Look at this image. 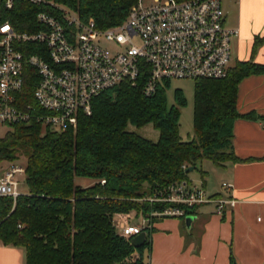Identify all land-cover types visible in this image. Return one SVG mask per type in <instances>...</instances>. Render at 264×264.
I'll use <instances>...</instances> for the list:
<instances>
[{"label":"trees","instance_id":"trees-1","mask_svg":"<svg viewBox=\"0 0 264 264\" xmlns=\"http://www.w3.org/2000/svg\"><path fill=\"white\" fill-rule=\"evenodd\" d=\"M46 1L76 12L84 24L94 21L97 29L106 30L124 23L137 0ZM43 9L22 0L10 17L19 31L33 30L36 13ZM263 41L255 39L254 52ZM263 74L264 64L248 60L236 62L225 78L195 80V137L188 141L180 133L181 109L187 105L183 91L176 90L171 106V81L147 96L146 69L136 85L125 81L97 96L92 114L80 115L76 129L55 132L36 121L12 126L0 136V167L24 156L26 189L16 201L0 197L3 244L24 248L26 264H146L154 230L136 248L132 239L118 234L115 215L161 208L163 204L145 198L188 181L186 170L200 161L218 166L241 161L233 151L234 123L240 118L264 121V115L238 111L239 84ZM37 84L38 74L29 67L24 88L29 102H34ZM148 124L159 131L157 141L129 130L130 125ZM77 177L93 183L77 185ZM231 264H237L233 254Z\"/></svg>","mask_w":264,"mask_h":264},{"label":"built area","instance_id":"built-area-1","mask_svg":"<svg viewBox=\"0 0 264 264\" xmlns=\"http://www.w3.org/2000/svg\"><path fill=\"white\" fill-rule=\"evenodd\" d=\"M19 1L0 0V128L36 121L55 132L76 129L80 115L92 114L97 96L125 81L136 85L142 69L148 71L144 93L150 96L164 81L222 79L232 66L238 30L225 25L222 0H137L124 23L106 30L46 0H25L45 8L28 31H19L10 17ZM106 42L119 48L111 51ZM29 67L38 74L34 102L24 92ZM24 176L25 166L17 163L0 172V197L16 201ZM223 188L228 196L175 182L145 198L161 208L140 215L117 213L114 225L131 240L151 232L160 219L196 216L204 205L223 216L238 202L230 195L232 184L224 182ZM136 218L140 223L132 222Z\"/></svg>","mask_w":264,"mask_h":264},{"label":"crops","instance_id":"crops-1","mask_svg":"<svg viewBox=\"0 0 264 264\" xmlns=\"http://www.w3.org/2000/svg\"><path fill=\"white\" fill-rule=\"evenodd\" d=\"M222 6L225 25L238 30L231 65L248 60L264 64V41L253 49L255 39L264 38V0H222ZM237 108L241 114L264 115V74L241 81ZM233 133V151L241 161L213 164L210 171L233 185L230 195L237 205L223 216L214 214L213 205L201 206L189 228L186 219L157 221L146 264H231L232 254L237 264H264V121L237 119ZM223 183L209 194L228 196ZM0 264H26L25 249L0 239Z\"/></svg>","mask_w":264,"mask_h":264},{"label":"rangeland","instance_id":"rangeland-1","mask_svg":"<svg viewBox=\"0 0 264 264\" xmlns=\"http://www.w3.org/2000/svg\"><path fill=\"white\" fill-rule=\"evenodd\" d=\"M135 42H139L135 40ZM105 47L110 49L111 51H115L119 48L118 44L113 42H106ZM232 64V63H231ZM177 89H181L187 99V105L181 109V118H180V133L183 140L188 141L192 140L195 137L194 134V95H195V80L194 79H174L171 81L169 88L167 89V99L169 105L175 104V92ZM8 129L0 128V136H4ZM130 131L137 132L138 134L151 139L153 141H157L159 139V131L156 130L152 124H148L142 128H137L133 125L129 126ZM17 164L26 165V158L21 156ZM214 163L210 160H203L197 163L194 170L188 172V181L196 186L205 187L207 193L212 194L215 190L220 189L223 183L222 178L217 175L213 176L211 173V169L213 168ZM0 167V172L2 169H6L10 166V163H2ZM203 172H205L203 175ZM91 179L77 177L75 179V183L77 185H81L83 187L88 186L91 183ZM24 178L22 179L21 190H25ZM163 219L158 220V222ZM185 222L184 220H180ZM135 224L140 223L139 219H134ZM144 259H148V251L145 252Z\"/></svg>","mask_w":264,"mask_h":264},{"label":"water","instance_id":"water-1","mask_svg":"<svg viewBox=\"0 0 264 264\" xmlns=\"http://www.w3.org/2000/svg\"><path fill=\"white\" fill-rule=\"evenodd\" d=\"M195 167H190L186 170V172H190L192 170H194ZM196 217L195 216H190L188 218H186V224H187V227L189 228L192 221L195 219ZM147 240V233L146 232H142L141 234L139 235H136L135 237H133L132 239V244L136 247V248H139L141 246H143L145 244Z\"/></svg>","mask_w":264,"mask_h":264}]
</instances>
